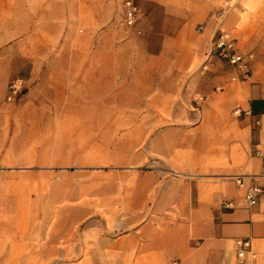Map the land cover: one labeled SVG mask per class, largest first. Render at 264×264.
I'll return each mask as SVG.
<instances>
[{"label": "crops", "instance_id": "obj_1", "mask_svg": "<svg viewBox=\"0 0 264 264\" xmlns=\"http://www.w3.org/2000/svg\"><path fill=\"white\" fill-rule=\"evenodd\" d=\"M229 2L137 0L142 21H149L152 10L156 15L160 12L155 39L144 37L151 24L141 21L132 29L138 34L131 32L120 40L113 30L101 26L99 18L90 26L81 16L73 18L71 11L77 9L67 1L0 0V46L17 50L31 63L18 100L2 101L14 73L5 70L0 76V173H29L37 164L50 173L75 157L93 159L104 126L100 110L132 109L126 105L133 103L140 111L161 109L163 96L169 94L163 80L187 78L213 56L219 30L228 31L224 27L236 16L228 12ZM92 5L97 11L98 3ZM121 10L118 0L117 20ZM236 76L233 79L239 80ZM152 79L159 82L149 83ZM232 105L212 104L208 109L207 116L215 114L209 140L228 148L242 145L233 140L244 130L251 134L257 125V160L244 165L242 153L237 152L240 163L216 168L218 176L209 182L172 190L177 220L162 234L147 232L138 252L142 264H166L172 258L179 260L177 264H264V194L258 204L249 206L233 178L264 169L262 88L251 85L247 100L235 103L241 109L240 115L235 111V119L230 118ZM155 139H160L159 134ZM227 150L226 155L232 156ZM254 183L264 186V177ZM240 238L252 245L244 258H239L235 245ZM123 254H132V248L125 247Z\"/></svg>", "mask_w": 264, "mask_h": 264}, {"label": "rangeland", "instance_id": "obj_2", "mask_svg": "<svg viewBox=\"0 0 264 264\" xmlns=\"http://www.w3.org/2000/svg\"><path fill=\"white\" fill-rule=\"evenodd\" d=\"M57 1L75 6L73 18L81 16L86 25L99 18L120 40L139 33L132 29L142 21L140 15L133 28L118 26V0ZM226 7L237 18L234 15L224 28L249 62L248 77L213 51L187 78L163 80L169 94L163 96L161 109L140 111L133 103L126 105L132 109L100 110L104 126L93 159L75 157L50 173L38 164L29 173H0V264H142L138 252L147 232L162 234L177 220L172 190L209 182L218 176L216 168L240 163L237 152L244 165L257 160V125L251 134L244 130L233 140L242 145L228 148L210 141L215 114H206L212 104L233 103L230 118L235 119V103L247 100L251 85L258 84L264 93V0H230ZM152 12L149 21L142 22L151 24L144 37L155 39L160 12ZM27 60L17 50L0 46V76L5 70L14 73L2 101H14L7 92L14 80L26 84L31 69ZM235 73L239 80L233 79ZM227 149L232 156L226 155ZM125 247L132 248V254L124 255ZM178 261L172 258L166 264Z\"/></svg>", "mask_w": 264, "mask_h": 264}, {"label": "built area", "instance_id": "obj_3", "mask_svg": "<svg viewBox=\"0 0 264 264\" xmlns=\"http://www.w3.org/2000/svg\"><path fill=\"white\" fill-rule=\"evenodd\" d=\"M122 10L118 19V26L123 29L133 27L140 12L137 0H121ZM213 51L222 55L228 63L236 70L241 72L244 78H247L250 72V65L244 54L237 48L236 38L226 30L220 29L213 43ZM236 78H239L237 75ZM24 80L18 78L9 86L8 100H15L23 94ZM237 114H241V109L236 110ZM251 114L250 111L246 112ZM259 124V121L256 122ZM258 155L260 153L258 152ZM257 177H264V169L260 174L235 175L233 178L236 184L243 190L242 197L249 206H255L264 194V186L254 183ZM231 202L227 203L230 206ZM239 258H244L247 252L252 250L251 241L249 239L240 238L235 241Z\"/></svg>", "mask_w": 264, "mask_h": 264}]
</instances>
